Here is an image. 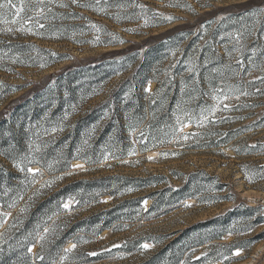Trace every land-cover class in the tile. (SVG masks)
Listing matches in <instances>:
<instances>
[{
  "label": "rangeland",
  "instance_id": "1",
  "mask_svg": "<svg viewBox=\"0 0 264 264\" xmlns=\"http://www.w3.org/2000/svg\"><path fill=\"white\" fill-rule=\"evenodd\" d=\"M13 2L19 4V0ZM22 15L33 17L23 29L21 22L0 23V112L6 105H72L67 102L68 92L61 89L67 83L58 75L62 69L113 50L98 46L100 41H116L115 49H120L176 27H183L182 35L173 36L178 37L173 40L177 46L171 48L169 39L162 40L166 48L158 50L162 61L154 71L162 80L172 75L176 81L172 70L177 67L183 79L192 76L179 94L186 98L192 94L193 102L179 96V105H200L198 110L190 106L172 116L175 108L170 100L176 98L172 93L164 103L168 112L162 116L166 117L156 129V146L138 152L135 160L71 173L54 184L121 178L113 184V196L106 195L76 211L70 209L71 201L66 202L68 217L61 222L67 225L131 199L124 186L133 185L123 178H157L152 181L154 186L139 192L140 197L170 187L182 189L188 182L182 208L158 219L144 218L138 209L131 223H117L115 230L99 235L84 234L74 248L69 243L55 264H146L156 260L160 264H264V239H258L264 234V0H45V18L35 12ZM190 46L192 54L184 59ZM204 48L210 59L202 62L199 57ZM149 49L145 45L132 51L130 65L112 61L111 69L116 72L99 88L101 94L82 105L102 104L122 84L128 95L112 99L109 105L147 104L143 93H153L155 84L138 85L137 72L150 62ZM49 76L53 78L43 83ZM216 79V85L209 87ZM192 127L195 132L189 134ZM151 152L157 155L151 157ZM78 163L71 164L72 171L86 168ZM29 169L32 174L38 172L36 166ZM188 199L193 202L187 203ZM149 205L144 200L142 209ZM245 207L257 210L246 213ZM216 219L215 224L199 227ZM0 222L1 229L4 223ZM185 230H189L185 236L173 235ZM217 236L218 241L213 238ZM137 241L144 243L129 251ZM235 244L244 249L229 254V246ZM37 248L38 243L30 247V254L35 255ZM10 250H2L0 245L3 254ZM237 251L240 254L234 255Z\"/></svg>",
  "mask_w": 264,
  "mask_h": 264
},
{
  "label": "trees",
  "instance_id": "2",
  "mask_svg": "<svg viewBox=\"0 0 264 264\" xmlns=\"http://www.w3.org/2000/svg\"><path fill=\"white\" fill-rule=\"evenodd\" d=\"M181 30L183 27H176L160 36L120 49H115L118 45L116 41H100L98 46L112 47L113 50L97 59L72 63L58 73L67 82L61 89L68 92L67 102L72 105H6L3 108L0 112V221L4 226L0 229V245L2 250L9 247L11 250L7 255L0 251V264H55L69 243L75 245L77 238L89 232L99 235L104 230H115L117 223H131L138 209L144 218L158 219L182 208L188 182L182 189L170 187L140 197L139 192L154 186L152 181L157 178H123L133 185L124 186L132 194L131 199L67 225L61 222L68 217L64 209L66 202L71 201L70 209L76 211L106 195L113 196V184L121 178L107 176L54 186L57 181L67 179L71 173L81 174L98 167H112L113 163L135 160L138 152L156 146V129L161 127L166 117L162 116L168 112L164 103L172 93L176 95V98L170 100L175 108L171 110L172 116L181 115L190 106L195 110L200 108V105H179V96L181 100L193 102L190 100L192 94H188V98L186 94H179L180 88H185L193 80L192 76L183 79V73L177 67L172 70L176 81L171 78L172 75L162 80L158 77L159 73L154 71L162 61V58L157 57L158 50L166 48L162 40L169 39L168 46L176 47L173 40L178 37L173 36L180 34ZM183 35L186 37L189 33ZM145 45H150L147 52L150 62L137 72V84L142 87L147 81L155 84L153 93H143L147 104L109 105L112 99L118 100L126 92L125 84H122L102 104L82 105L101 94L99 88L116 72L113 67L111 69L116 64L114 60L130 65L134 62L133 53H130ZM192 49V46L186 49L184 59L189 53L192 54ZM202 53L199 57L202 62L210 59L206 48ZM108 60L111 62L105 64L104 61ZM199 77L204 78L203 75ZM52 78L49 76L43 83ZM213 81L208 84L211 88L218 80L215 83ZM153 101L156 102L153 104ZM212 117L208 120H212ZM155 120L158 123L153 122ZM193 132L195 129L192 127L188 133ZM49 133L53 137H48ZM142 138L145 139L144 143H139ZM78 162L86 168L72 171L71 164ZM33 166L38 168L35 174L28 171ZM146 199L150 205L142 209ZM244 209L246 213L257 210L255 207ZM217 220L201 223L199 227L210 226ZM188 231H179L173 235L185 236ZM213 238L218 241L219 236ZM180 239L182 237L177 240ZM258 239H264V234ZM36 243L38 248L36 254L32 255L29 249ZM142 243L144 241L133 243L129 251ZM237 248L243 250L244 246H229V254ZM146 264H160V261Z\"/></svg>",
  "mask_w": 264,
  "mask_h": 264
},
{
  "label": "snow or ice",
  "instance_id": "3",
  "mask_svg": "<svg viewBox=\"0 0 264 264\" xmlns=\"http://www.w3.org/2000/svg\"><path fill=\"white\" fill-rule=\"evenodd\" d=\"M48 3H52V0H48ZM32 4L33 0H19L18 5L14 3L13 0H3V2H0V10H2L0 11V23L15 24L17 22H21L23 29L24 24H27L33 20L32 16H28L27 18H25L22 15V13H25L26 11L35 12L38 17L45 18V0H34L35 7H33ZM47 11H51V9H47ZM9 16L12 17L11 20L8 19ZM40 27H43V25H40ZM202 117L203 119H207V115H204L203 113ZM28 171L31 172L32 169H28ZM65 207H68V205L66 204ZM72 247L74 248L75 245H73ZM144 247L147 248L148 245H144ZM239 254V251L234 253V255Z\"/></svg>",
  "mask_w": 264,
  "mask_h": 264
},
{
  "label": "bare ground",
  "instance_id": "4",
  "mask_svg": "<svg viewBox=\"0 0 264 264\" xmlns=\"http://www.w3.org/2000/svg\"><path fill=\"white\" fill-rule=\"evenodd\" d=\"M188 127H190V126L188 125ZM148 155L151 156V157H155L157 154H156L155 152H151V153H149ZM76 164H78V163H75V165H76ZM191 202H193L192 199L187 200V203H191ZM68 247H69V246H67V248H68Z\"/></svg>",
  "mask_w": 264,
  "mask_h": 264
}]
</instances>
